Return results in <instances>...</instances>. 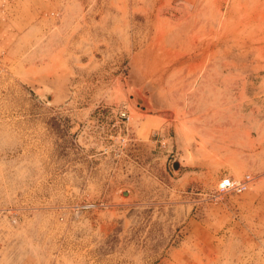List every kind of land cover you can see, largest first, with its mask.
I'll return each instance as SVG.
<instances>
[{
    "label": "rangeland",
    "instance_id": "rangeland-1",
    "mask_svg": "<svg viewBox=\"0 0 264 264\" xmlns=\"http://www.w3.org/2000/svg\"><path fill=\"white\" fill-rule=\"evenodd\" d=\"M0 264H264V0H0Z\"/></svg>",
    "mask_w": 264,
    "mask_h": 264
},
{
    "label": "built area",
    "instance_id": "built-area-1",
    "mask_svg": "<svg viewBox=\"0 0 264 264\" xmlns=\"http://www.w3.org/2000/svg\"><path fill=\"white\" fill-rule=\"evenodd\" d=\"M251 179L252 177L249 173L242 178L225 177L220 182V188L223 190L234 189L237 192H241L247 188Z\"/></svg>",
    "mask_w": 264,
    "mask_h": 264
},
{
    "label": "water",
    "instance_id": "water-1",
    "mask_svg": "<svg viewBox=\"0 0 264 264\" xmlns=\"http://www.w3.org/2000/svg\"><path fill=\"white\" fill-rule=\"evenodd\" d=\"M49 100H53L54 99V94L52 93V91L50 90H47V89H43L41 91ZM135 98L136 100L142 104V105H149V101H148V98H146L142 93L136 91L135 92ZM182 163V159L181 158H177L173 165L176 169H178L180 167Z\"/></svg>",
    "mask_w": 264,
    "mask_h": 264
}]
</instances>
